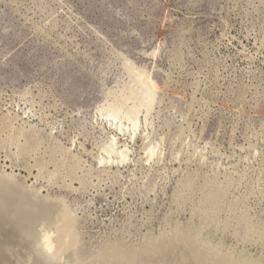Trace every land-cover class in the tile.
<instances>
[{"label": "rangeland", "instance_id": "rangeland-1", "mask_svg": "<svg viewBox=\"0 0 264 264\" xmlns=\"http://www.w3.org/2000/svg\"><path fill=\"white\" fill-rule=\"evenodd\" d=\"M2 170L64 200L81 263L178 228L264 264V0H0Z\"/></svg>", "mask_w": 264, "mask_h": 264}, {"label": "bare ground", "instance_id": "bare-ground-1", "mask_svg": "<svg viewBox=\"0 0 264 264\" xmlns=\"http://www.w3.org/2000/svg\"><path fill=\"white\" fill-rule=\"evenodd\" d=\"M140 79L141 84L147 90L146 96H144L145 100L142 99L145 104L142 102V106L146 104L148 106L158 88L145 70H141ZM136 104L138 105V102ZM137 105L134 110H131L138 112L141 104L138 106L139 108ZM107 113L115 120L120 115L115 108L108 110ZM131 114L132 119L135 118L134 113L131 112ZM129 116L131 120V115ZM21 118L24 119V117ZM151 149L148 148V154L152 153ZM105 151L111 158L114 155L119 156L120 163H123L122 166L128 162L131 154L129 145L120 146L116 135L112 145L106 147ZM102 162L105 163L104 160ZM114 162L117 163L115 160ZM15 176L5 170L0 171V264H94L92 262L81 263L77 256L72 255L71 252V254L67 253L76 247V243H73L71 237L73 227L69 225L64 200L43 195L41 194L42 191L36 188L23 187ZM212 209L210 205L204 204L197 211L206 214L210 213ZM168 234L153 243L148 244L147 242L140 253L125 252L124 254L113 255L104 259L102 264H142L143 262L147 263L152 258L154 260L160 257L161 260L162 254H165L164 259H182L183 262L190 260L193 264H203L199 257L200 252L204 258L206 257V262L208 261L209 264H252L251 262L234 260L224 253H215L209 248L202 250L197 236L186 230L174 228ZM70 241L72 242L69 243ZM170 248H175V251L178 249V255L176 256V253L175 258L168 255V251H171ZM182 250L184 255L181 254ZM153 262L156 263L157 261Z\"/></svg>", "mask_w": 264, "mask_h": 264}]
</instances>
